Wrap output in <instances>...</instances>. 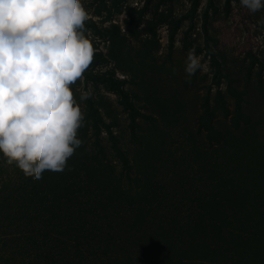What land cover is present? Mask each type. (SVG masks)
<instances>
[{"label": "rangeland", "instance_id": "374dc122", "mask_svg": "<svg viewBox=\"0 0 264 264\" xmlns=\"http://www.w3.org/2000/svg\"><path fill=\"white\" fill-rule=\"evenodd\" d=\"M81 2L83 143L39 180L0 154V264H264V9Z\"/></svg>", "mask_w": 264, "mask_h": 264}, {"label": "clouds", "instance_id": "9594fccd", "mask_svg": "<svg viewBox=\"0 0 264 264\" xmlns=\"http://www.w3.org/2000/svg\"><path fill=\"white\" fill-rule=\"evenodd\" d=\"M240 4L251 13L264 9V0ZM87 19L81 0H0V154L25 177L39 180L46 170L63 171L83 143L80 104L93 91H81L77 99L71 86L93 61ZM257 24L264 29V16ZM201 61L189 49V81L207 70Z\"/></svg>", "mask_w": 264, "mask_h": 264}]
</instances>
